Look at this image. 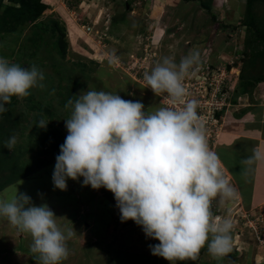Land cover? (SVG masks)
<instances>
[{"label":"rangeland","instance_id":"obj_1","mask_svg":"<svg viewBox=\"0 0 264 264\" xmlns=\"http://www.w3.org/2000/svg\"><path fill=\"white\" fill-rule=\"evenodd\" d=\"M118 1L119 7L112 10L110 0H42L48 7L41 15L35 20L22 21L7 14L4 7L0 8V58L21 67L36 65L45 77L43 89L34 87L24 98L13 96L11 107L0 113V165L4 169L0 170V180L7 181L8 172L14 168L17 169L15 175H22L0 191V200L25 193L31 197L32 204L47 205L55 213L62 231L74 232L67 241L69 256L61 264H171L152 254L149 246L159 241L147 237L142 226L132 220L121 222L111 191L84 186L83 177L67 179L65 191L54 188L56 156L68 134L64 119L70 118L71 109L65 108L69 99L75 101L89 90L105 91L118 94L124 100L140 101L145 112L154 113L163 107L161 99L164 100L166 93L155 95L146 87L144 74L150 73L164 57H174L179 64L182 57L193 51L200 53L199 62L206 60L218 70L214 77L222 79L228 96L231 95L226 86L237 78V73L236 86H246V91L264 77L263 54L249 55L250 49L245 47L244 23L248 17L245 8L240 9V0H205L210 10L197 0H169L170 3L165 0L167 13L166 16L163 13L162 20L176 24L168 30L163 27L161 39H154L146 30V36L133 38L118 25L119 21H114L111 28L121 33L112 35L117 38H114L116 43L102 41L98 44L96 33L87 30V26L91 25L92 29L93 24L92 10L87 4L104 9L101 11L104 20L119 19L121 15L126 16L132 0ZM2 2L13 4L9 0ZM160 2L162 4V0ZM142 14L138 17L141 21ZM41 21L48 25L61 22L60 26L67 33L64 55L57 50L56 34L44 33L36 26ZM102 25L103 22L97 30L100 31ZM170 30L173 33L168 35ZM132 52H135L134 58H129ZM216 52L219 53L215 55ZM196 72L191 76L203 80ZM201 84L208 82L203 80ZM225 108L220 111L221 118L218 117L215 126L208 124L205 128L211 151ZM41 119L49 121L46 128L36 126ZM12 136L16 137V144L10 151L4 145ZM222 172L235 195L224 200L219 196L215 198L211 212L213 219L232 221L231 251L214 259L206 242L195 262L177 261L176 264H264V211L239 202L237 184L232 182L228 172L223 169ZM211 238L209 234L208 242ZM31 244L30 234L20 232L7 219L0 218V264H38L30 251Z\"/></svg>","mask_w":264,"mask_h":264},{"label":"clouds","instance_id":"obj_2","mask_svg":"<svg viewBox=\"0 0 264 264\" xmlns=\"http://www.w3.org/2000/svg\"><path fill=\"white\" fill-rule=\"evenodd\" d=\"M199 61L198 51L182 57L179 64L174 57H164L144 74L146 87L157 96L166 93L180 108L149 113L140 101L96 90L69 99L65 108L71 114L64 119L68 134L52 176L54 188L62 191L67 190V179L80 177L84 186L111 191L121 222L142 226L147 237L159 241L149 246L152 254L171 264L195 262L206 242L214 259L231 251L233 223L213 219L211 204L218 196L233 198L235 190L218 155L208 147L197 102L185 100L183 82ZM44 78L36 65L21 67L0 58V113L7 111L11 97L24 98L34 87L43 89ZM48 122L41 119L36 126L46 128ZM15 144L12 136L4 146L11 151ZM262 159L264 153L254 149L243 163ZM55 217L47 205L32 204L25 193L0 200V218L30 234V251L38 264H61L69 256L67 241L74 232L62 231Z\"/></svg>","mask_w":264,"mask_h":264},{"label":"crops","instance_id":"obj_3","mask_svg":"<svg viewBox=\"0 0 264 264\" xmlns=\"http://www.w3.org/2000/svg\"><path fill=\"white\" fill-rule=\"evenodd\" d=\"M166 1L170 3L169 0ZM168 3H165V0H162V4L160 0H132L131 4L128 3L127 8L130 7V9L125 17L121 15L119 19L108 17L105 20L101 13L104 9L92 7V3L87 4L88 9L92 10L91 22L93 24L91 30L93 32L91 30L90 32L96 33L98 44L103 41V43L105 42L104 44L109 43L112 45V43H116V40H114L115 36L112 35H120L121 33H117L118 31L112 29L111 26L114 21H119L118 25H122V29L131 33L133 38H140L142 35L146 36V30L153 34L154 39H161L160 31L162 28L165 27L168 30L174 28L176 24L165 23L162 20L163 13L166 16V4ZM240 3V9L243 10L245 2L242 3V0H240ZM119 4L118 0H110V9L118 8ZM140 13H143V21L138 18ZM145 19H148V21H145ZM100 22H103V28L99 31L97 29L101 25ZM95 25H99L96 30L94 29ZM137 26H139V29ZM173 31H168V35H171ZM210 33L212 34V31ZM130 50H132V47ZM134 53H129V58H134ZM218 53L216 52L215 55ZM155 55L153 54V56ZM150 56L153 57L152 55ZM209 64L213 65L210 62ZM231 68L233 69L235 66ZM235 72L237 73V70ZM236 76L237 78H233L229 82V86H226V88H229L228 93L231 96L228 98V103L220 122L221 125H219L213 151H216L219 157L220 167L228 172L232 182L237 184L236 188L240 196L239 202L245 207L253 206L264 211V159L252 164L243 163L248 157L253 155L254 149L264 153V80L258 81L256 86L254 85L255 87L252 86L248 88L249 91H246L247 87L243 85L236 86L238 73Z\"/></svg>","mask_w":264,"mask_h":264},{"label":"trees","instance_id":"obj_4","mask_svg":"<svg viewBox=\"0 0 264 264\" xmlns=\"http://www.w3.org/2000/svg\"><path fill=\"white\" fill-rule=\"evenodd\" d=\"M190 1V0H187ZM200 2L203 8L210 10L209 2L205 0H197ZM13 3L12 5H4L2 0H0V8L4 7L7 14H12L15 18L22 21L26 20H35L41 13L48 7L46 3L42 0H9ZM258 10V11H257ZM260 11L262 13L260 14ZM258 12V14H257ZM245 15L248 17V20L245 21L244 25L246 26V37H245V47L250 49L248 52L249 55H261L264 56V0H246L245 1ZM215 18L214 16H212ZM218 24V23H217ZM61 22L55 21L52 25H48L45 22H38L37 27L41 29L44 33H49L51 35L56 34V45L57 50L61 55L65 54L66 51V30L62 28ZM51 26V27H49ZM65 27V26H64ZM3 28V27H1ZM255 80H257L255 78ZM264 80V77L257 80ZM246 87V86H245ZM251 88V86H250ZM13 98L11 97V103L6 104V108H10L12 105ZM3 165H0V170ZM17 169H11L7 174V181L0 180V191L10 183L18 180L22 175H15L14 173ZM14 173V174H13ZM14 175V176H13ZM1 179V178H0Z\"/></svg>","mask_w":264,"mask_h":264},{"label":"built area","instance_id":"obj_5","mask_svg":"<svg viewBox=\"0 0 264 264\" xmlns=\"http://www.w3.org/2000/svg\"><path fill=\"white\" fill-rule=\"evenodd\" d=\"M90 27L87 26V30ZM206 60L199 62L198 65L194 66L192 71L190 70V75H188L183 84L186 89V101L195 100L197 102V113L200 119L204 122V131L207 138L206 130L208 124L209 127L215 126V122L218 117L221 118V110L223 107L227 106L228 94H226L225 85L222 84V79H215V74L218 70L215 67H211ZM200 76L203 80H206L208 84L202 85V81L196 80L191 75L193 72ZM223 73V70H219ZM163 107H175L180 108L181 105H173L167 94L164 95V100L161 99ZM216 134V133H215ZM217 137V134H216Z\"/></svg>","mask_w":264,"mask_h":264}]
</instances>
